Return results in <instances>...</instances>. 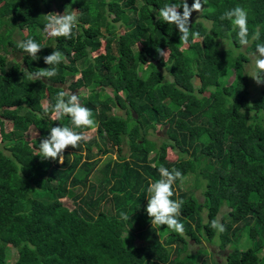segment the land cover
<instances>
[{"label": "trees", "instance_id": "16d2710c", "mask_svg": "<svg viewBox=\"0 0 264 264\" xmlns=\"http://www.w3.org/2000/svg\"><path fill=\"white\" fill-rule=\"evenodd\" d=\"M55 2L62 13L77 10L79 26L71 39L44 36L45 15ZM169 2L0 0V124H10L0 132V264H209L201 248L186 251L189 241L200 245L202 239L229 247L223 264H264V84L251 98L243 72L246 53L264 43V0H207L201 20L191 22L200 36H190L188 44L159 17ZM238 5L248 12L247 46L239 44L238 29L220 19ZM257 28L260 38L253 41ZM29 37L43 47L37 61L17 46ZM101 42L102 51L90 60ZM54 50L64 57L57 75L29 80L25 69L47 68L43 57ZM64 85L87 90L80 100L98 126L74 130L92 129L99 145L86 139L69 146L60 163L42 158L39 142L51 127L71 126L69 116L57 120L44 112ZM157 126L165 127L168 142L155 147L145 135ZM29 128L37 133L30 141L24 138ZM166 148L175 160H166ZM111 152L116 160L99 170L96 185L89 183L99 158ZM161 165L203 183L201 202L179 190L180 180L173 185L172 199L185 202L178 217L184 235L152 224L145 211L147 187L160 178ZM221 207L227 209L219 219L226 231L218 234L210 225ZM125 230L128 238L121 236ZM134 238L143 244L132 245ZM10 248L16 259L6 263Z\"/></svg>", "mask_w": 264, "mask_h": 264}, {"label": "clouds", "instance_id": "9594fccd", "mask_svg": "<svg viewBox=\"0 0 264 264\" xmlns=\"http://www.w3.org/2000/svg\"><path fill=\"white\" fill-rule=\"evenodd\" d=\"M207 0H193L189 6L187 0H170L162 8L159 9V17L168 24H174L180 33L179 39L184 44H188L190 36L199 37V32L191 31V14L193 12L200 13L204 10ZM182 9V11H179ZM155 12L156 10L153 9ZM47 23L44 28L47 34L51 37H64L71 39L73 30L79 26V19L77 10L68 8L64 9L63 13L49 12L45 15ZM221 20H229L233 26V30H237L239 44L247 46L249 40L248 28V12L242 6H236L232 9L226 10L220 17ZM260 31L257 28L251 34V40H259ZM25 53H27L31 60L37 61L40 59L38 53L43 49L41 44L37 43L33 38L29 37L22 40L17 45ZM163 52L160 51V54ZM63 53L59 50H54L51 54L43 57L47 68H40L37 72H29L25 69L28 79L31 81H38L41 78L50 80L57 75V66L63 60ZM251 59L254 62V70L251 78L257 85L264 84V43H257L255 51L251 54ZM233 103V101H232ZM49 111L55 114V118L60 120L64 116L71 118V126L58 125L51 127L46 137H43L40 142V152L42 158L52 159L63 163L64 151L69 146L73 149L77 148L81 141L86 140L83 132H77L74 128H94L97 127V122L93 117L92 109L84 106L81 103L80 96L77 92L63 90L57 94L56 103H51L45 107L44 112ZM243 111V110H242ZM160 178L151 182L147 187L146 213L152 224L158 226H167L168 229L180 234H185L184 224L180 222L178 217L181 215L182 205L185 203L181 199L174 200L175 195L173 185L177 180L181 182L184 176L181 170L177 168L168 169L161 165L158 168ZM120 216L123 220L129 221L130 216L121 212ZM211 228L216 232L224 233L225 226L219 219L211 221Z\"/></svg>", "mask_w": 264, "mask_h": 264}, {"label": "rangeland", "instance_id": "374dc122", "mask_svg": "<svg viewBox=\"0 0 264 264\" xmlns=\"http://www.w3.org/2000/svg\"><path fill=\"white\" fill-rule=\"evenodd\" d=\"M57 2H55L52 7H51V10L52 12H57V13H62L60 8L57 6ZM110 18V17H109ZM200 15L199 13L197 12H193L191 14V22L192 21H200ZM206 27H209V24L207 22H202ZM122 30L120 29V32ZM23 34H25V32L23 31L22 32ZM13 39L17 42L18 41V37L17 35L15 34L13 36ZM194 41H199V38H195ZM224 44H222L221 47H223ZM185 48V45H183L182 47H180V49H184ZM243 48H241V50L243 51ZM103 49V43L101 42L100 43V47L98 49V51L96 52H93V53H90L88 54L89 55V59L91 60L95 54L101 52ZM136 50V48H135ZM251 54L252 53H246V56H247V59L248 61L246 63L243 64V72L248 75V82H249V87H248V90H250V97H254L257 95L258 93V90H259V85H257L253 79L250 77L253 70H254V62L253 60L251 59ZM163 57L165 58L166 57V52H163ZM7 61L10 60V57H6ZM18 62L20 63V60H18ZM145 67V65H139V68H138V73H142L143 71V68ZM223 79V78H221ZM231 80V77L230 78H227V82H230ZM69 83V81L67 82V84ZM63 88V90H67V87L66 85L64 86H61ZM73 93L77 92L80 96V98H85V96L87 95V90L85 89H79L77 91H72ZM104 92L105 94L111 96V89L110 88H105L104 89ZM41 106L42 107H45L46 106V100H42L41 101ZM189 101H187L185 104H184V108L185 109H188L189 108ZM113 114H116V115H120V116H124V112L123 111H119L117 109H112L111 111ZM10 129V124L6 121H3V124H0V132H7L8 130ZM164 130H165V127L164 126H157L155 130H152V131H148V133L145 135V138L152 142L155 147H157L160 143L162 142H168L166 140V137H165V134H164ZM84 135L86 136V139H88L89 141H93V142H96L98 145V141L96 139V137L94 136V132L93 130H89L87 132H84ZM37 136V133L33 131L32 128H29V130L25 133L24 135V138L28 141L34 139L35 137ZM108 147V146H107ZM120 151H121V155L124 157V159H129V153H128V150H127V145L125 144V142H123L121 145H120ZM116 153L115 152H111V153H107L106 155L104 156H101L99 158V162H98V165L96 166V169L94 170V172L91 174V176L89 177L88 181L89 183L91 184H97L100 177H101V174L99 173V170L105 165V163H107L108 161H114L116 160ZM165 158L166 160L168 161H173L175 160L176 158V154L174 151H171L169 148H166V154H165ZM202 187H203V183L202 181L199 179V178H196L195 176L189 174L188 176H186L184 178V180L182 182H180L178 184V188L180 191L186 193V194H192L196 200L198 202H201L202 201ZM80 191V189H77L76 192ZM177 192V190H175ZM75 192V193H76ZM175 193V192H174ZM149 195V194H147ZM67 204L69 205L70 202L68 199H65ZM146 204V203H145ZM147 206V204H146ZM227 211V209L225 207H221L219 213L217 214L216 216V219H220V216L225 213ZM201 217L203 219V221L205 220V214L204 212L202 211L201 212ZM247 235V231L244 230L242 233H241V237H245ZM121 236L123 237H126L128 238V234H127V230H125L124 232L121 233ZM214 241L218 242L217 240V237H214ZM131 242H132V245L134 246H140L143 244V242L141 241V239H138V238H134V239H131ZM238 243H241L240 245L242 246H245L243 245L244 242H243V238H240L238 239ZM247 245V244H246ZM250 245V243L248 244ZM198 248H201V250H203V258L209 263V264H212V262L214 264H223L224 262V257L225 255L228 253V246H226L224 249H219L217 247L216 244H209L206 240L202 239L201 240V244L200 245H195L193 244V242H190L187 243V253H195V251L198 249ZM264 255V250H262L260 252V256H263ZM16 259V254H15V250L13 249H9L6 251L5 253V262L6 263H11L13 262L14 260Z\"/></svg>", "mask_w": 264, "mask_h": 264}, {"label": "built area", "instance_id": "2783aa9c", "mask_svg": "<svg viewBox=\"0 0 264 264\" xmlns=\"http://www.w3.org/2000/svg\"><path fill=\"white\" fill-rule=\"evenodd\" d=\"M44 36H45V38H52L51 36H49L48 34H47V32L45 31V33H44Z\"/></svg>", "mask_w": 264, "mask_h": 264}]
</instances>
